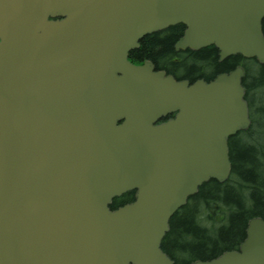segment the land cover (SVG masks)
I'll return each instance as SVG.
<instances>
[{
  "label": "water",
  "instance_id": "water-1",
  "mask_svg": "<svg viewBox=\"0 0 264 264\" xmlns=\"http://www.w3.org/2000/svg\"><path fill=\"white\" fill-rule=\"evenodd\" d=\"M263 20L264 0H0V264H173L172 216L250 127L244 70L189 85L128 55L182 24L176 51L264 65ZM238 250L193 264H264L262 218Z\"/></svg>",
  "mask_w": 264,
  "mask_h": 264
},
{
  "label": "trees",
  "instance_id": "trees-1",
  "mask_svg": "<svg viewBox=\"0 0 264 264\" xmlns=\"http://www.w3.org/2000/svg\"><path fill=\"white\" fill-rule=\"evenodd\" d=\"M262 30L264 32V20ZM180 32L177 25L170 27L164 37L161 36L163 33L143 37L139 48L130 53L129 59L136 63L149 60L155 69L172 73L173 69H177L185 77H204L207 80H213L219 73L232 71L238 65L243 66L245 74L242 86L246 90L245 100L252 123L247 131H239L228 140L232 170L227 182L207 181L169 222V232L162 240V250L176 264H190L196 260L210 261L225 251H233L244 240L247 222L255 216L264 220V146L252 144L246 147L243 141L245 136L250 140L256 139V118L262 112L261 102L264 103V98L257 97L264 91V65L257 64L254 59L245 60L241 55L219 62L214 46L177 54L173 44ZM174 57L178 58V63L173 62ZM133 200V192H127L115 198L109 208L116 210V207Z\"/></svg>",
  "mask_w": 264,
  "mask_h": 264
},
{
  "label": "flooded vegetation",
  "instance_id": "flooded-vegetation-1",
  "mask_svg": "<svg viewBox=\"0 0 264 264\" xmlns=\"http://www.w3.org/2000/svg\"><path fill=\"white\" fill-rule=\"evenodd\" d=\"M49 19H52V20H55V18H52L51 16H50V18ZM5 29H7L6 27H4V25H0V43L2 42L1 41V35L3 34V32L5 31ZM168 29H170V27H168V28H166L165 30H162V31H158V32H156V33H159V34H162L163 33V35H161V36H165V34L164 33H166V31L168 30ZM179 29H181V32L179 33V35L177 36V38H176V40L174 41V52L175 53H177L176 51H175V44L178 42V39H180L182 36H183V32H184V30L185 29H183L181 26H179ZM8 30H12L13 32H14V29H13V27L11 26L10 27V29H8ZM186 51H188V50H186ZM186 51H183V52H186ZM178 53H180V52H178ZM173 62H175V63H178L179 62V60H178V58H173ZM156 70H161V71H165L166 72V74L168 75H171V76H173V78L175 79V80H186V81H188V83L189 84H191V83H193V82H195L196 80H199V79H204L205 81H208L206 78H204V77H202V78H189V77H185L184 75H181L178 71L179 70H177V69H173V71H174V73H172L171 71H167V70H165V69H156ZM172 117H174V115H172V114H170L168 117H166L165 119L166 120H169L170 118H172ZM163 252H165L166 253V251L163 249L162 250ZM168 251V250H167ZM168 254V253H167ZM170 257V256H169ZM172 259V258H171ZM172 261H173V264H176L175 263V261L172 259ZM196 261H199V260H196ZM190 264H192V262L190 263Z\"/></svg>",
  "mask_w": 264,
  "mask_h": 264
},
{
  "label": "rangeland",
  "instance_id": "rangeland-1",
  "mask_svg": "<svg viewBox=\"0 0 264 264\" xmlns=\"http://www.w3.org/2000/svg\"><path fill=\"white\" fill-rule=\"evenodd\" d=\"M207 72H210L209 70H207ZM257 97L259 99H263L264 98V91H262L261 93H259L257 95ZM260 111H262L256 118V122H257V127L255 128V133L256 134V139L255 140H250L248 137H244L243 141L245 143L244 146L246 147H251L252 144L256 145L257 147H263L264 146V103L261 102V107H260ZM237 143H239V145H242V142L237 140ZM243 147V146H242ZM205 223L202 224V226H204Z\"/></svg>",
  "mask_w": 264,
  "mask_h": 264
}]
</instances>
